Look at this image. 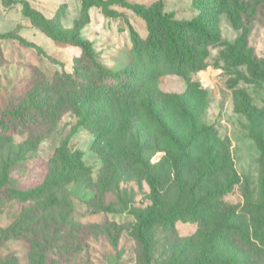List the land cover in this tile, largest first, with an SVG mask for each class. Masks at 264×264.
Here are the masks:
<instances>
[{
  "label": "rangeland",
  "instance_id": "374dc122",
  "mask_svg": "<svg viewBox=\"0 0 264 264\" xmlns=\"http://www.w3.org/2000/svg\"><path fill=\"white\" fill-rule=\"evenodd\" d=\"M27 1L46 17L59 15L63 28H73L80 13L79 0ZM124 1L162 2L163 9L176 18H192L204 11L218 39L209 47L205 69L187 78L161 76L158 87L167 95L152 105V117L142 115L132 127L122 105L115 104L97 123L59 110L46 120L19 126L13 135L0 132V175L8 165L4 186L41 189L27 201L0 200V235L13 225L18 233L0 242V264H189L202 253L222 207L243 202L245 188L256 192L264 176V159L251 122L234 106L240 89L254 114H262L264 78H256L246 65H235L227 51V45L234 44L264 63V6L253 5L254 15L236 29L231 11L255 0H229L224 7L217 0ZM114 8L118 17L89 7L88 22L76 29L91 42L96 60L110 69L131 60V30L142 38L147 33L141 17L122 4ZM9 30L30 45L0 38V115L10 98L26 86L61 94V85L52 84L63 72L72 71L81 53L79 47L53 40L34 26L20 3L5 5L0 0V32ZM206 125L212 127L213 136L198 133ZM62 143L69 154L81 151L86 168L51 182L61 169L56 151ZM207 143H214L222 166L212 175L204 172ZM186 145L189 153L184 158ZM234 172L238 182L233 188L207 202V191L222 187ZM148 175L159 180L164 210L176 200L183 205L206 202L202 219L151 227L150 250L145 254L135 228L137 213L150 201ZM248 219L243 216L238 223L249 226ZM24 228L26 236H22ZM215 250L235 256L240 264H264V245L255 256L226 241Z\"/></svg>",
  "mask_w": 264,
  "mask_h": 264
},
{
  "label": "trees",
  "instance_id": "16d2710c",
  "mask_svg": "<svg viewBox=\"0 0 264 264\" xmlns=\"http://www.w3.org/2000/svg\"><path fill=\"white\" fill-rule=\"evenodd\" d=\"M79 1L81 4L79 16L75 19L74 27L69 29L62 27L59 15L46 17L31 8L27 0H2L5 5L20 3L23 15L29 18L34 26L39 27L53 40L79 47L81 53L72 71L63 72L52 84L61 85L63 89L61 94L58 95L54 90L51 93L46 88L41 91L26 86L16 97L10 98L0 115V132L13 135L19 126L26 127L46 120L59 110L73 111L83 121L88 118L91 123H97L115 104L122 105L125 120L132 127L142 115L152 117V105L167 95L158 87L160 77L165 74H176L187 78L204 71L209 47L218 40L211 29L209 16L204 11L192 18H176L173 13L165 11L163 3L158 1L149 5L124 0ZM217 1L224 7L229 0ZM117 3L141 17L147 33L142 38L136 31L131 30V60L121 68L110 69L96 60L91 42L82 38L76 29L79 24L88 22L87 13L91 6L100 8L107 16L118 17L119 13L114 8ZM255 4L264 6V0H255L252 5L240 4L231 11V23L236 29H241L243 20L248 21L254 15ZM0 38L15 39L21 45H30L12 30L0 32ZM227 51L235 65H246L256 78H264V63H260L251 52L234 44H228ZM234 106L251 122L261 157L264 159V112L255 115L248 96L240 89L236 91ZM198 133L204 137L215 134L209 125L202 126ZM204 150V172L206 175H212L222 166L217 162L218 155L214 143H207ZM182 153L186 158L189 153L188 145L183 147ZM56 156L61 169L51 182H57L72 171H82L86 168L80 159L81 151L76 150L69 154L65 143L57 148ZM7 166L5 164L1 170L0 200L8 198L27 201L41 193V189L38 188L21 190L4 186L7 180ZM146 179L149 184L150 201L137 213L135 228L137 239L145 254L150 250L147 232L151 227L172 226L177 220L202 219L205 202L216 200L226 194L238 182L234 172L225 180L222 187L207 191L206 201L183 205L180 200H176L164 210L161 208L158 178L148 175ZM243 216L249 218V226L238 223V219ZM15 227L17 226L13 225L2 229L0 242L9 236H17ZM22 231L25 232L22 236L28 234L27 228ZM223 241L237 244L241 251L249 256H255L259 246L264 245V176L259 180L256 192L245 188L243 202L230 203L222 207L218 223L207 235L202 253L189 264H240L233 255L217 254L216 246Z\"/></svg>",
  "mask_w": 264,
  "mask_h": 264
}]
</instances>
